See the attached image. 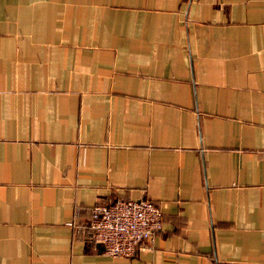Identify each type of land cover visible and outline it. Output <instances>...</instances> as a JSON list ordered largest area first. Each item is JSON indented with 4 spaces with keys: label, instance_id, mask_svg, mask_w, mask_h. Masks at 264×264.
Returning <instances> with one entry per match:
<instances>
[{
    "label": "crops",
    "instance_id": "1",
    "mask_svg": "<svg viewBox=\"0 0 264 264\" xmlns=\"http://www.w3.org/2000/svg\"><path fill=\"white\" fill-rule=\"evenodd\" d=\"M0 264H264V0H0Z\"/></svg>",
    "mask_w": 264,
    "mask_h": 264
},
{
    "label": "built area",
    "instance_id": "2",
    "mask_svg": "<svg viewBox=\"0 0 264 264\" xmlns=\"http://www.w3.org/2000/svg\"><path fill=\"white\" fill-rule=\"evenodd\" d=\"M159 205L148 199L116 198L91 208L87 226L101 252L111 256H131L162 226ZM72 224V222H69Z\"/></svg>",
    "mask_w": 264,
    "mask_h": 264
}]
</instances>
